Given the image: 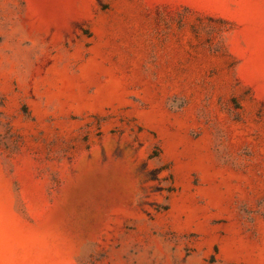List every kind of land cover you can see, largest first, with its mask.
Returning <instances> with one entry per match:
<instances>
[{
	"label": "rangeland",
	"instance_id": "obj_1",
	"mask_svg": "<svg viewBox=\"0 0 264 264\" xmlns=\"http://www.w3.org/2000/svg\"><path fill=\"white\" fill-rule=\"evenodd\" d=\"M0 264H264V0H0Z\"/></svg>",
	"mask_w": 264,
	"mask_h": 264
}]
</instances>
